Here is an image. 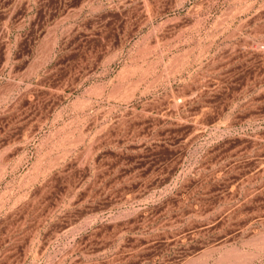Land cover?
<instances>
[{
	"label": "rangeland",
	"instance_id": "rangeland-1",
	"mask_svg": "<svg viewBox=\"0 0 264 264\" xmlns=\"http://www.w3.org/2000/svg\"><path fill=\"white\" fill-rule=\"evenodd\" d=\"M0 264H264V0H0Z\"/></svg>",
	"mask_w": 264,
	"mask_h": 264
}]
</instances>
